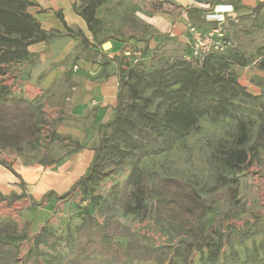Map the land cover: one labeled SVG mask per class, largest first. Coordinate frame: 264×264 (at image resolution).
Returning <instances> with one entry per match:
<instances>
[{"label":"trees","instance_id":"trees-1","mask_svg":"<svg viewBox=\"0 0 264 264\" xmlns=\"http://www.w3.org/2000/svg\"><path fill=\"white\" fill-rule=\"evenodd\" d=\"M106 1L84 0L81 7H74L98 46L106 39L97 38L101 21L96 17V11ZM225 1L234 4L237 11L244 10L254 16L264 8V3L249 9L241 6L238 0ZM31 6L33 3L28 0H0V77L5 74L6 66L29 57L30 45L55 37L45 33L27 12ZM147 29L142 21L133 17H127L123 23L127 39L144 35ZM82 43L86 46L84 38ZM146 51L145 46L141 52L145 54ZM115 61L118 94L112 118L97 126L98 141L92 148L93 159L70 191L62 196L80 189L83 199H88L90 204L78 207L79 224L60 236L43 226L22 259L20 246L27 240L33 218L24 223L21 232L11 219L0 218V264H191L194 252L199 254V264H264V223L252 231L221 232L212 225L208 226L207 216L212 208L191 182L161 177L140 168L143 158L170 151L197 128L199 120L205 117L217 120L225 118L232 109H249L258 120L254 139L247 148L244 147L249 141V123L239 120L233 146L221 148L220 171L215 178L219 187L230 184L217 199L224 198L227 203L237 204L238 181L235 175L250 164L259 150L264 152V105L260 110L245 106L254 97L239 85L236 75L228 69L229 66L244 67L246 57L228 48L207 56L201 64L184 61L181 57H158L149 67L137 69L139 66L125 64L121 57ZM144 88L152 89L149 96L143 95ZM156 98L164 106L161 112L149 110ZM40 117L39 101L12 96L0 81V149L21 151L23 146L33 148L38 145ZM62 121V118L57 119V123ZM65 140L75 145L73 151L79 149L80 145L69 138L55 133L50 135L52 143ZM62 160L63 157L48 161L44 157L39 162L42 166H52ZM0 165L14 173L1 158ZM126 168L130 169L126 178L110 191L112 202L92 195L96 185L109 176L120 175ZM221 172L231 177L226 178ZM18 198L12 195L10 202ZM149 199L156 200V223L168 227L178 237L176 245L153 246L114 219L113 203H117L125 215L143 217ZM92 207L101 209L106 217L103 223L92 215ZM237 211L235 207L227 215L233 216ZM254 236H261V240L246 248L243 255L235 249L233 244L236 241L241 244ZM40 246L48 252L41 251ZM225 246L228 252L222 254Z\"/></svg>","mask_w":264,"mask_h":264},{"label":"crops","instance_id":"crops-1","mask_svg":"<svg viewBox=\"0 0 264 264\" xmlns=\"http://www.w3.org/2000/svg\"><path fill=\"white\" fill-rule=\"evenodd\" d=\"M28 1L33 6L28 7L27 12L45 33L55 37L30 45L29 57L6 66L5 74L0 77L1 84L8 87L12 96L39 101L41 107L38 145L33 148L23 146L21 151L0 149V158L15 173L0 165V198H3L0 201V218L14 221L11 217L19 212L24 221L33 218L31 227L35 222L44 223L47 219L45 208L40 213L38 207L31 206L32 202L54 204L57 197L70 191L93 159L92 148L98 141L97 126L112 118L117 102L118 72L111 58L122 55L129 48L143 50L147 46V38L138 43L130 39L118 46L108 36H103L106 42L98 46L85 21L74 10V7H81L84 0ZM131 1L141 9V5L146 4L144 0ZM155 1L152 5L160 6L168 14L159 13L161 16L156 14L146 19L138 11L135 13L140 21L147 22L154 30L149 45L155 38L167 35L179 44H186L183 54L187 53L186 24L193 15H202L215 1ZM238 2L251 9L264 0ZM102 11L106 14V21H109L113 13L106 4L97 9L96 17L103 23ZM83 38L86 46L82 43ZM58 118L63 121L57 123ZM52 133L77 142L79 149L73 151L75 145L68 140L52 143ZM48 148H51V156L46 153ZM69 151L71 153L66 155ZM44 157L48 161L61 157L63 160L57 165L42 166L39 161ZM48 193L51 194L45 197ZM12 195L19 198L10 202Z\"/></svg>","mask_w":264,"mask_h":264},{"label":"rangeland","instance_id":"rangeland-1","mask_svg":"<svg viewBox=\"0 0 264 264\" xmlns=\"http://www.w3.org/2000/svg\"><path fill=\"white\" fill-rule=\"evenodd\" d=\"M144 1L146 4H142L141 9L131 0H124L123 2L121 0H107L105 4L110 8L113 16H111L112 18L110 17L109 21H106L105 12L103 13L102 11L100 13L103 23L100 24L97 32L98 39L108 36L112 42L117 43L119 46L130 40L127 39L123 30V23L127 17L138 19L135 14L137 11L146 19H151L153 15L159 13L161 15L168 14V11L163 10L160 6L152 5L153 2L157 1ZM115 5H118V7H114ZM246 16L249 17L242 18ZM142 22L148 27L147 33L138 35L133 40L138 43L143 38H147V41H145L147 43V51L142 54V59L137 69L149 67L154 58L166 57L175 59L183 55L186 44H179L167 35L155 38L149 45V41L153 38L154 30L147 22ZM188 23L197 24L203 30L207 27H218L216 23L204 22L202 15L199 14L193 15ZM227 28L231 41L230 48L241 52L247 59V64L244 67L229 66L228 69L236 75L239 85L244 87L246 92L254 97V100L247 101L245 106L260 110L264 105V8L255 16L247 11L238 10L237 20L228 22ZM92 47L98 49L94 45ZM122 47L124 46L122 45ZM120 57L122 58V55L113 56L111 60L116 63L115 58L118 59ZM103 58L107 59L106 56H103ZM216 68L224 71V68L218 66ZM151 91L152 89L144 88L143 95L149 96ZM237 103L240 104L239 101ZM163 108L164 106L159 98L153 99L149 106L151 112H161ZM239 120L249 123V141L244 146L247 148L254 139L258 120L249 109H232L225 118L213 120L210 117H205L199 120L197 128L190 131L170 151L160 156L143 158L140 163V168L154 172L161 177L182 178L191 182L201 197L212 208V212L207 216L208 226L212 225L221 232H236L244 229L252 231L255 226L264 223V152L262 150L258 151L257 156L251 159L250 164L246 168L235 175L238 181L237 204L227 203L224 198L217 199L230 186V184H226L219 187L215 181L220 171L221 148L233 146L236 136V124ZM46 153L51 156V148H48ZM129 170V168H126L120 175L106 178L94 187L92 195L100 196L103 200L112 202L109 196L112 187L124 180ZM221 173L226 178L231 177L228 173ZM62 196L57 197L54 204L46 205L42 204L41 201L36 204L32 203L31 206L38 207L37 210L39 209L40 213L45 208L47 219L44 223L43 221L35 222L29 228L27 240L20 246V258L23 259L25 257L27 251L33 245L35 236L43 226H47L56 235L60 236L64 235L66 230L74 229L79 224L78 207L90 204L88 199H83L80 189H75L65 197ZM113 206L114 219L127 227L133 235L151 245L162 246L170 244L174 246L179 242L178 237L168 227L156 223L154 218L155 199L146 201L147 212L143 217L136 214L125 215L117 203H113ZM235 207L238 209L237 213L233 216H228V211L233 210ZM92 215L100 223H103L106 218L99 207H92ZM11 218L14 219L12 221L15 223L17 231L21 232L26 221L22 219L19 212H15ZM260 240L261 236H254L241 244L236 241L233 245L243 255L246 248H250L253 244H258ZM40 250L48 252L43 246H40ZM227 252L228 247L225 246L222 254ZM191 264H199V254L197 252L193 253Z\"/></svg>","mask_w":264,"mask_h":264},{"label":"built area","instance_id":"built-area-1","mask_svg":"<svg viewBox=\"0 0 264 264\" xmlns=\"http://www.w3.org/2000/svg\"><path fill=\"white\" fill-rule=\"evenodd\" d=\"M211 17V19H209ZM202 18L206 23H216L218 27H207L205 30L194 26L191 23L186 24L188 52L181 56L184 61H195L201 64L203 60L216 53L224 52L231 47L229 30L227 23L237 20V10L234 4L225 0H219L209 9L205 10ZM123 62L131 66H139L142 59V52L139 48L126 49L122 54ZM76 68L73 69V72ZM59 169V168H57Z\"/></svg>","mask_w":264,"mask_h":264},{"label":"clouds","instance_id":"clouds-1","mask_svg":"<svg viewBox=\"0 0 264 264\" xmlns=\"http://www.w3.org/2000/svg\"><path fill=\"white\" fill-rule=\"evenodd\" d=\"M209 19H211V17H209Z\"/></svg>","mask_w":264,"mask_h":264}]
</instances>
